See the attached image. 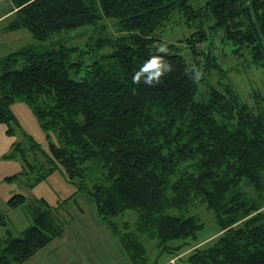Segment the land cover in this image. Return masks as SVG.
Here are the masks:
<instances>
[{"label": "trees", "instance_id": "16d2710c", "mask_svg": "<svg viewBox=\"0 0 264 264\" xmlns=\"http://www.w3.org/2000/svg\"><path fill=\"white\" fill-rule=\"evenodd\" d=\"M9 1L14 15L4 31L28 30L36 44L0 58V124L14 120L10 104L29 105L47 139L54 134L42 152L51 170L76 183L100 218L134 212L160 253L196 240L204 228L198 219L171 211L198 199L220 234L194 248L186 264H264V95L255 94L252 109L227 85L204 82L221 68L201 21L178 40L189 59L160 35L177 13L202 16L233 55L246 49L264 70V0H207L195 11L187 0ZM105 20L118 26L116 37ZM73 35L87 36L85 49L66 44ZM244 186L256 197L248 199ZM23 200L12 196L8 206ZM55 213L45 201L32 206V224L0 239V264H24L60 237ZM127 238L125 251L144 262L142 245Z\"/></svg>", "mask_w": 264, "mask_h": 264}, {"label": "rangeland", "instance_id": "374dc122", "mask_svg": "<svg viewBox=\"0 0 264 264\" xmlns=\"http://www.w3.org/2000/svg\"><path fill=\"white\" fill-rule=\"evenodd\" d=\"M206 1L187 0L193 8L192 11L203 7ZM8 11L10 14L2 17ZM13 15L14 8H12L10 1L0 0V17H2L0 19V58L26 45L36 44L28 30L4 31ZM200 18L202 16L195 17L193 20L186 19L185 14L177 13V15L172 16L170 23L162 27L160 35L164 36L166 42L175 43L181 54L189 59L186 49L187 43H180L178 40L190 37L196 30V26L200 24L198 22L201 21V26L204 25L205 34L213 41L214 52L221 68L220 71L211 70L204 74V82L214 86L219 85L220 88L227 85L233 90L239 101L254 109L257 106V104L255 105L256 100L253 98L255 94L264 95V70L251 64V58L246 49H243L238 55H233L231 53L232 46L220 41L222 33H212L208 29L210 22L203 21V18L200 20ZM104 23L108 27L110 36L116 37L119 34L117 25L115 26L106 20ZM87 41L86 35H73L66 44L76 48V50H83ZM202 47L204 48V46ZM108 51L106 49L102 52L107 53ZM86 59L84 55V60ZM203 87V83H200V90H203ZM9 110H11L14 119L9 125L12 131L7 132L9 127L7 124H0V213L4 216V225H0V239L19 236L24 228L32 224L30 208L42 201H45L50 209L61 214L62 217L60 216L58 220L64 224V227L68 228L67 231L69 232L70 229L77 231L83 227L88 230L89 226L93 225L90 219L94 221L97 219L101 225L97 224L99 226L96 227L103 233V239L108 238L109 234L117 237L114 232L118 231L119 241L122 237L127 236V239H133L140 243L144 249L145 260L138 264H186L184 260L193 252L194 248H205L213 243L216 236L220 234V227L215 223L213 214L207 211L205 205L198 199L193 200L189 207L181 211L180 214L177 211H171L174 215L194 216L204 227L197 233L196 240L184 244L176 254L160 253L159 249L156 248V242L147 239V236L145 237V234L138 230L136 214L132 211H125L122 215L113 217L111 221L99 219L95 212V206L80 191L82 189L76 183L67 182L66 177L61 173V169L51 170V166L48 165L46 158L42 155V152H47L49 141L55 143L54 134L50 133V140L47 139V134L40 129L38 121L26 103L17 100V102L9 105ZM31 144H37L39 150H33ZM16 147L17 149H15ZM23 158L26 159L28 166L25 165ZM183 167H187V164H183L180 169ZM47 172L50 173L47 174ZM39 176L42 178L37 182ZM88 182L89 186L91 181ZM241 190L245 191L248 199L256 197L255 192L249 186H244ZM15 195H22L24 202L15 208L9 207L8 200ZM262 196L258 201L262 205L259 212H264V190ZM252 215L254 214L250 216ZM114 224L116 231H113L114 227L112 226ZM177 243L179 242H171V245L176 246ZM103 244L106 245L104 249L112 250L115 248V243L112 241H103ZM121 245L123 250L122 242ZM124 254L121 255V264H135L132 254L129 255L126 251Z\"/></svg>", "mask_w": 264, "mask_h": 264}, {"label": "crops", "instance_id": "0c3cea01", "mask_svg": "<svg viewBox=\"0 0 264 264\" xmlns=\"http://www.w3.org/2000/svg\"><path fill=\"white\" fill-rule=\"evenodd\" d=\"M7 14H10V12L8 11L2 17ZM96 215L100 219L97 212ZM56 216L59 219L61 214L56 211ZM90 221L93 222V225L91 224L88 230L83 227L77 229V231L70 229V232L62 224L63 234L48 243L46 247L35 252L24 264H121V255H125V250H122L123 247H121V242L118 239V231L114 232L117 237L109 234V239H103V233L96 227L101 225L99 221L97 219V222L92 219ZM107 240L115 243L114 249H104L106 245L103 244V241L107 242Z\"/></svg>", "mask_w": 264, "mask_h": 264}]
</instances>
